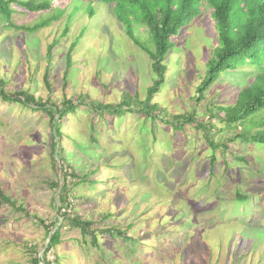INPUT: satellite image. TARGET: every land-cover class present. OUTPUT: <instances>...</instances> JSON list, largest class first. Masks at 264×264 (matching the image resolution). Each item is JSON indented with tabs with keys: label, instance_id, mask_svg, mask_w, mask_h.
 Returning a JSON list of instances; mask_svg holds the SVG:
<instances>
[{
	"label": "rangeland",
	"instance_id": "obj_1",
	"mask_svg": "<svg viewBox=\"0 0 264 264\" xmlns=\"http://www.w3.org/2000/svg\"><path fill=\"white\" fill-rule=\"evenodd\" d=\"M68 1L55 3L62 7ZM19 9L24 11L14 16L15 23L27 25L36 19L34 11ZM209 9L206 6L174 37L166 86L155 97L161 108L158 117L134 112L156 74L151 57L132 41L113 2L70 0L60 18L34 33L6 27L0 15V74L9 90L26 87L37 96L47 94L48 44L61 35L50 72L58 99L77 101L78 94L87 93L118 104L125 97L135 109L103 116L82 105L66 116L64 162L51 142L54 120L31 104L0 96V185L17 206L31 211L26 214L11 203L0 207V264H31V244H37L43 256L49 241L45 224L59 215L53 206L57 192L48 182L62 181V168L76 172L68 177L78 180L69 199L79 202L86 217L98 219L112 207L118 212L106 220L116 222L113 233L96 231L98 244L79 227H63L62 240L49 255L51 260L57 256L56 264H264V143L251 139L246 126L235 128L218 116L211 121L214 110L207 107L212 99L223 106L236 103L245 85L243 68L225 73L199 103L195 98L201 65L219 34ZM72 11L68 32L62 34ZM128 14L132 12L126 7L120 10L121 16ZM77 37L72 51L77 69L65 84L67 55ZM195 107L201 127L172 119L173 113ZM53 157L60 170L54 169ZM95 163L100 168L91 172ZM150 208L156 212L148 217L144 209ZM128 223H133L127 231L133 238H126L131 241L116 234Z\"/></svg>",
	"mask_w": 264,
	"mask_h": 264
},
{
	"label": "trees",
	"instance_id": "obj_2",
	"mask_svg": "<svg viewBox=\"0 0 264 264\" xmlns=\"http://www.w3.org/2000/svg\"><path fill=\"white\" fill-rule=\"evenodd\" d=\"M56 0H0V15L5 19L6 27L17 30H24L34 33L45 27L50 26L54 20L63 15V11L68 9L70 0L64 6L55 3ZM90 1V0H89ZM113 2L115 12L120 17L121 22L128 28L127 33L132 41L143 51H146L152 59V69L156 76L151 85L148 86L147 95L144 100H140L142 105L140 109L131 107V100L123 97V101L118 104L101 102L91 97L90 94H78L77 101L73 98L65 97L62 101L54 94V89L50 80L51 63L56 59L58 54L54 48L60 45L61 35H57L48 44L46 72L44 75L45 87L47 94H38V96L26 87L17 90H9L7 87L8 80L0 74V96L5 101L20 102L23 104H31L35 109L44 110L54 120L55 134H52V145L57 146L60 152L59 159L64 162L68 160L65 154V142L63 138L62 125L66 116L77 113L82 105L88 106L89 110L99 112L103 116L109 113L122 115L127 112H142L147 117H158L161 108L158 101L155 100L156 94L162 92L166 86V75L168 73V55L175 47L176 41L174 37L182 33L186 25L192 19L202 12L208 6L210 15L215 19L214 23L219 27L218 37L215 39L216 45L211 49L212 52L207 54V58L201 65L200 81L196 85L195 98L199 103L206 96L209 87L217 80L223 78L225 73L237 72L243 68L244 75L242 79L245 85L240 88L238 98L235 104L228 106L219 105L214 99L207 103L212 106L214 112L210 115L211 121L218 116L224 119L225 124L242 127L246 126L248 136L256 142L264 143V0H92ZM54 4V7H52ZM34 11L37 13L36 19L31 24H18L14 21L17 13L24 10ZM132 14L126 16L120 15V10L124 9ZM51 9L52 12H43L44 9ZM61 9V13L57 9ZM82 13H85L82 7ZM39 13V14H38ZM43 13L45 15H43ZM74 12L69 14L68 21L62 34H66L73 19ZM42 18H40V16ZM92 15V14H90ZM125 27V28H126ZM126 28V29H127ZM147 33V36H146ZM83 35L81 33L80 37ZM72 43L67 55V66L64 75V82L67 84L71 76L73 67V54L75 46L79 43ZM191 59V58H190ZM189 60V58H188ZM193 60V58L191 59ZM192 62V61H191ZM128 92V91H126ZM137 96V94H134ZM124 96V95H123ZM138 98V96H137ZM216 99V98H215ZM61 102V103H59ZM197 107L191 111L183 113H173L172 119L181 122L182 126L186 122L194 123L199 128L202 126L198 116ZM205 111L202 114L205 115ZM56 115L58 117L56 118ZM182 119V120H181ZM236 137H240L237 134ZM235 138V137H234ZM232 138V139H234ZM216 141L212 145L215 146ZM55 147L52 149L54 152ZM53 159L54 169L60 170L58 159ZM68 164L66 166H69ZM214 165V161L212 162ZM54 166V165H53ZM100 164H93L91 172H98ZM71 171L62 168L63 176L49 181V185L57 192L56 198L53 197L59 215H56L54 221L45 224L49 234V241L45 248L43 256L39 252L37 244H31V249L35 254L31 257V264H56L57 256L51 260L49 255L61 242L62 229L66 225L71 227H79L83 235L93 234L94 243L98 244L96 231L101 229L103 232L113 233V227L116 222L111 220L106 222L108 218L114 219L118 210L112 208L107 209L98 219H89L77 207L78 203L72 202L69 195L72 193V186L78 183L68 177L76 176L75 170ZM102 173V172H100ZM91 179V180H97ZM83 182V177L81 178ZM136 188L134 192L138 191ZM242 196V195H238ZM153 201V199H150ZM154 202V201H153ZM11 203L15 208L23 210L26 214H30V210L24 208L22 204H16V201L5 193V189L0 185V207ZM85 203V201H84ZM116 203L113 199V204ZM160 202L158 205L161 208ZM117 204V203H116ZM156 210L154 208L144 209L145 215L151 217ZM35 218H39L43 223L44 219L37 213H32ZM31 215V214H30ZM63 217L59 224L60 217ZM95 223H101L100 226L91 227ZM120 223V222H119ZM59 224V225H58ZM133 223H128L125 227H118L116 234L124 237L125 240L133 238L127 235ZM116 234H112L116 236ZM127 238V239H126ZM131 241V240H127ZM130 248V247H129ZM33 253V252H32ZM39 253V254H38Z\"/></svg>",
	"mask_w": 264,
	"mask_h": 264
},
{
	"label": "water",
	"instance_id": "obj_3",
	"mask_svg": "<svg viewBox=\"0 0 264 264\" xmlns=\"http://www.w3.org/2000/svg\"><path fill=\"white\" fill-rule=\"evenodd\" d=\"M46 247H47V245H46Z\"/></svg>",
	"mask_w": 264,
	"mask_h": 264
}]
</instances>
